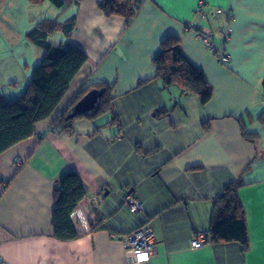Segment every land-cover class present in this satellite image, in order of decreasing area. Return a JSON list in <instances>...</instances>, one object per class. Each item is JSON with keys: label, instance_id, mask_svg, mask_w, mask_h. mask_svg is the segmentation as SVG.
<instances>
[{"label": "crops", "instance_id": "crops-1", "mask_svg": "<svg viewBox=\"0 0 264 264\" xmlns=\"http://www.w3.org/2000/svg\"><path fill=\"white\" fill-rule=\"evenodd\" d=\"M99 1L75 8L69 41L86 62L65 96L34 137L0 155L2 264H264V0H145L128 26L104 17ZM188 24L211 33L226 65ZM169 37L212 87L204 106L155 79L152 59ZM85 83L112 88L110 109L61 132L55 122ZM70 170L86 195L70 214L78 236L60 241L54 182ZM238 178L246 251L222 242L191 249L214 200ZM124 192L142 202L141 213L122 206ZM140 226L154 233L150 255L120 240Z\"/></svg>", "mask_w": 264, "mask_h": 264}, {"label": "trees", "instance_id": "trees-1", "mask_svg": "<svg viewBox=\"0 0 264 264\" xmlns=\"http://www.w3.org/2000/svg\"><path fill=\"white\" fill-rule=\"evenodd\" d=\"M27 1L34 5L48 1L58 8H65L72 3V0ZM73 1L76 6L82 2V0ZM144 1L101 0L97 2L96 7L104 17L122 18L125 26H128ZM75 27V15L63 22L45 19L38 22L27 34L28 40L44 51V56L33 68L31 78L18 99L7 100L0 95V155L35 136V125L51 116L68 91L74 77L85 64L86 55L69 41ZM55 32L61 33L63 40L56 44L50 43L48 38ZM160 48V52L152 59L156 72L155 79L161 81L163 88L178 87L183 96L193 95L197 97L200 105L207 104L212 96V87L203 72L193 66L182 54L177 38H166ZM86 83L72 98L66 110L58 116L55 127L61 132H72V124L77 118H94L109 111L112 88L104 83ZM92 89L101 92L95 108L88 113L68 118L74 105ZM258 120L264 122V109L259 114ZM242 134L249 141L256 137L255 133L246 131ZM240 185L241 180L238 178L227 185L222 195L214 200L209 227L201 233L206 236V243L238 244L240 253L243 254L248 247V240L243 210L236 194V189ZM126 194V192L121 194L119 199ZM85 195V186L75 171L65 172L55 180L52 225L56 239L69 241L78 236L71 223L70 214ZM120 202L122 204L121 199ZM122 206L125 207L123 204ZM90 227L93 229L92 225Z\"/></svg>", "mask_w": 264, "mask_h": 264}, {"label": "rangeland", "instance_id": "rangeland-1", "mask_svg": "<svg viewBox=\"0 0 264 264\" xmlns=\"http://www.w3.org/2000/svg\"><path fill=\"white\" fill-rule=\"evenodd\" d=\"M75 2L58 8L45 1L31 4L27 0H0V91L5 99H18L26 88L33 68L44 56V51L33 45L27 34L45 19L63 22L75 13ZM62 34L55 32L48 38L59 43Z\"/></svg>", "mask_w": 264, "mask_h": 264}, {"label": "built area", "instance_id": "built-area-1", "mask_svg": "<svg viewBox=\"0 0 264 264\" xmlns=\"http://www.w3.org/2000/svg\"><path fill=\"white\" fill-rule=\"evenodd\" d=\"M202 4H200L201 6ZM186 31H192L197 39L204 45V47L212 54H217V58L222 65H226L229 59L228 54L223 48H219L213 42L211 33L204 28L188 24L185 26ZM231 30H228L230 33ZM17 164H22V160H18ZM122 204L132 213H139L143 210L141 201L137 198L126 194L121 198ZM114 239L117 236H112ZM121 242L125 248H131L135 250L142 251L148 255L154 252V233L148 226H141L133 231L127 233L123 237H120ZM206 243V236L203 233H196L193 239L191 240V249L198 250ZM2 259L0 257V264H2Z\"/></svg>", "mask_w": 264, "mask_h": 264}, {"label": "water", "instance_id": "water-1", "mask_svg": "<svg viewBox=\"0 0 264 264\" xmlns=\"http://www.w3.org/2000/svg\"><path fill=\"white\" fill-rule=\"evenodd\" d=\"M101 96V92L96 89L88 91L73 107L72 112L68 115V118H72L77 114L88 113L95 108L98 99Z\"/></svg>", "mask_w": 264, "mask_h": 264}]
</instances>
